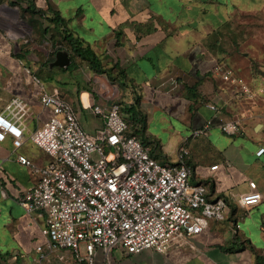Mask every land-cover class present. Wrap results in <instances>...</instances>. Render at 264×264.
<instances>
[{
  "label": "crops",
  "instance_id": "obj_1",
  "mask_svg": "<svg viewBox=\"0 0 264 264\" xmlns=\"http://www.w3.org/2000/svg\"><path fill=\"white\" fill-rule=\"evenodd\" d=\"M9 2L25 11L30 5L35 12L41 10L33 17L43 27L49 23L54 28L46 18L53 16L52 11L58 12L68 33L90 45L105 69L119 68V80L128 86V108L133 104L144 120V124L136 121L119 102L131 131L163 163L177 162L178 150L188 139L192 182L205 183L211 198L224 197L231 207L226 220L211 221L206 232L190 238L191 248L174 246L165 254L154 249L128 254L115 248L108 257L98 250L94 264H254L256 254L236 251L243 243L249 249L254 247L259 257L263 256L257 261L264 264V153L258 155L264 148V102L262 95L255 106L240 98V88L223 80L216 71L223 65L233 69L251 89L264 86V30L236 28L237 22L244 23L248 16L264 19V0ZM11 10L7 7L3 10L6 12L0 11V114L10 100L19 97L30 107L34 120L29 123V131H24L20 145L12 134L0 139V264H79L67 251L49 250L41 230L44 218L18 202L22 192L39 177L22 165L18 156L25 155L37 166L51 161L30 138V131L41 126L51 111L42 106L40 87L25 68H31L47 90L58 89L74 105L90 134L104 126L92 107L103 103L101 93L108 77L94 72L87 61L77 56L72 59L67 49L62 50L68 52L71 66L55 65L52 43L51 56L27 53V40L21 37L17 19L13 21L9 15ZM249 43L253 46L246 48ZM91 80L98 86V98L90 91ZM239 115L243 131L234 136L224 134L219 124ZM209 119L214 121L209 133L193 138L192 131ZM165 145H170L171 152ZM225 162L231 166L226 168ZM214 165L219 168L212 169ZM251 180L257 183L262 200L253 207L242 206L239 195L249 190ZM37 246H43L47 253L43 261L36 259Z\"/></svg>",
  "mask_w": 264,
  "mask_h": 264
},
{
  "label": "built area",
  "instance_id": "obj_2",
  "mask_svg": "<svg viewBox=\"0 0 264 264\" xmlns=\"http://www.w3.org/2000/svg\"><path fill=\"white\" fill-rule=\"evenodd\" d=\"M39 85V98L51 113L41 126L30 131L34 144L51 161L37 166L25 155L18 161L39 175L18 197L29 212L44 218L42 234L51 252L67 251L79 264H94L98 250L106 257L119 248L128 254L145 249L167 253L174 246L189 244L192 236L207 231L211 221H224L231 207L224 197L211 198L205 183L191 180L193 168L187 140L180 146L175 163H161L144 141L131 131L119 102L94 104L92 112L104 126L95 134L82 126L74 105L58 89L47 90L45 82L26 67ZM223 80L238 86V96L255 106L264 102V86L251 89L233 69L219 65ZM34 115L19 97L10 100L0 114V139L12 134L16 145ZM212 119L192 131L193 138L206 136ZM228 136L240 134L239 115L219 124ZM264 153V148L258 155ZM225 162V167H230ZM219 165H214L216 170ZM0 189L2 186L0 184ZM262 200L255 181L239 195L242 206L253 207ZM237 228L240 225L236 224ZM38 261L47 258L43 246L36 247Z\"/></svg>",
  "mask_w": 264,
  "mask_h": 264
},
{
  "label": "rangeland",
  "instance_id": "obj_3",
  "mask_svg": "<svg viewBox=\"0 0 264 264\" xmlns=\"http://www.w3.org/2000/svg\"><path fill=\"white\" fill-rule=\"evenodd\" d=\"M9 1L3 4L0 3V11L6 12L3 10L6 9L7 7L8 9L9 7L12 8L11 12H9V15L11 16L13 21H15V18L17 19L16 21L18 23V26L19 28L22 29L20 34L24 40H27V42L25 43V50L27 53L31 52L33 53L32 56H40V52H42L43 54L46 53L47 55L51 56L52 54L50 53V49H51L50 46H51L52 41H58V47L60 49L65 47L66 42L63 38L61 31L57 32V30L54 28H51V26H49V23H48V26L51 31L46 37H43L40 33V30L38 29L37 24L32 22L31 17H29L25 9L21 5H17L16 8H14L12 7L13 5H11V2ZM2 12H0V14ZM237 24L238 26L236 28H240V29L250 28L251 30H258V29L264 30V19L258 16H248L246 17V21L244 23L237 22ZM237 39H238V36L236 37V40ZM252 46L253 44L249 43V45H246V48L248 47L250 48ZM19 47L21 48L23 47V45L20 44ZM119 76L120 74H116V72H114V77H113L114 80L110 81L108 79L109 82L105 86L106 88L101 93L103 94L102 97L104 98V101L102 104L109 105L113 102H121L122 104H124V111L127 112L129 103L126 100V96L128 95L126 91H127L128 86L120 82ZM93 82H94L93 80L89 82L91 84V87L93 88L91 90L97 93L98 86L94 84ZM131 105L133 106V104ZM251 136H252L251 134H247V138H249L250 140H252ZM258 136L260 135H255L254 137L258 138ZM256 138H254V140H256ZM242 140H244V138H242ZM164 147L167 151L171 152L172 148L170 147V145L168 146L165 145ZM158 161L163 163V160L160 158L158 159ZM188 245H189L188 247L191 248L190 244ZM228 247H231V245H228ZM247 250L249 251V253L252 252L254 254L258 252L254 247H251L249 249V246L247 243H243L242 248H237L236 251H247ZM254 264H260L257 261L256 257L254 258Z\"/></svg>",
  "mask_w": 264,
  "mask_h": 264
},
{
  "label": "trees",
  "instance_id": "obj_4",
  "mask_svg": "<svg viewBox=\"0 0 264 264\" xmlns=\"http://www.w3.org/2000/svg\"><path fill=\"white\" fill-rule=\"evenodd\" d=\"M11 5H15V2H11ZM26 11H28L29 13L32 14V17H31L32 22L37 24L39 30L41 31V35L43 37H46L51 31L49 26L43 27L38 22V20L33 17V15L35 13L41 14L42 11L40 10L39 12H35L32 5H30L29 8L26 9ZM52 14H53L52 17L50 16V17H47L46 19L49 22L54 24V26H55L54 29H56L57 32L61 31L63 38L66 42L65 47L62 49H67L68 51H70V53L72 55V59H73V57L77 56L80 59L87 61L89 63L90 68L94 72H96L98 74L106 75L110 81L114 80V78H113L114 72H116V74L122 73V71L119 68L117 69L115 67L110 68V69H105L102 65L100 58L95 53V51L90 47V45H84L83 41L80 38L75 37L73 34L68 33V31L66 29V22H65L64 18H62L61 15L56 11H52ZM51 43H52V46L54 49L53 55H55V53H57V51L62 50L58 47V41H52ZM70 66L71 65H69V67ZM90 91L95 98H98V95L95 91H93V90H90ZM127 110L131 112L133 118L136 121L142 122V124H144L143 118L141 117L140 113L135 109L134 106L127 108ZM256 257H257V260H259L263 256L259 257V255L256 253Z\"/></svg>",
  "mask_w": 264,
  "mask_h": 264
},
{
  "label": "water",
  "instance_id": "obj_5",
  "mask_svg": "<svg viewBox=\"0 0 264 264\" xmlns=\"http://www.w3.org/2000/svg\"><path fill=\"white\" fill-rule=\"evenodd\" d=\"M71 62L68 52L64 50H59L56 53V58L54 64L59 67H68Z\"/></svg>",
  "mask_w": 264,
  "mask_h": 264
}]
</instances>
